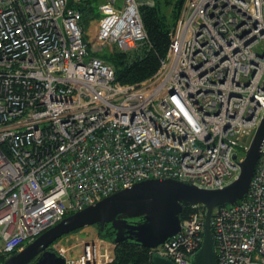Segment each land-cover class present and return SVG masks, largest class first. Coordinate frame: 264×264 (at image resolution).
<instances>
[{"label": "built area", "instance_id": "obj_1", "mask_svg": "<svg viewBox=\"0 0 264 264\" xmlns=\"http://www.w3.org/2000/svg\"><path fill=\"white\" fill-rule=\"evenodd\" d=\"M80 2L0 0V263L135 182L223 188L264 113V0H183L156 71L126 84L99 54L147 43L140 7L154 0L86 1L87 22ZM206 211L189 207L145 264H190ZM210 227L217 264H264V140L247 194L214 207ZM57 241L64 264L114 258L95 228L71 254Z\"/></svg>", "mask_w": 264, "mask_h": 264}, {"label": "water", "instance_id": "obj_2", "mask_svg": "<svg viewBox=\"0 0 264 264\" xmlns=\"http://www.w3.org/2000/svg\"><path fill=\"white\" fill-rule=\"evenodd\" d=\"M263 140L264 113L244 159L239 162L238 177L223 188L204 189L171 178L135 182L65 216L0 264H64V258L50 245L63 235L90 225H97L102 234L112 230L110 239L115 244L155 248L179 231L183 207L197 203L204 204L207 211L201 246L191 255L190 264H217L210 227L212 209L217 205L232 204L247 194ZM151 264L174 263L154 254Z\"/></svg>", "mask_w": 264, "mask_h": 264}, {"label": "trees", "instance_id": "obj_3", "mask_svg": "<svg viewBox=\"0 0 264 264\" xmlns=\"http://www.w3.org/2000/svg\"><path fill=\"white\" fill-rule=\"evenodd\" d=\"M86 1L91 2V0H81L80 2L85 22L89 20L88 11L96 14L93 7L86 6ZM182 3L183 0H177L175 3L176 17ZM160 6V2L155 0L152 6L142 5L140 7L141 19L148 35L147 43L133 51L115 52L110 55L99 54L112 63L117 81L125 84L136 83L152 75L158 68L159 60L164 56L168 47L169 30L173 26L168 24ZM188 211L189 207L184 206L180 218ZM98 233L102 237L111 238L112 230H107L104 234L99 231ZM148 260V248L136 244L119 243L116 244L113 260L106 264H145Z\"/></svg>", "mask_w": 264, "mask_h": 264}, {"label": "rangeland", "instance_id": "obj_4", "mask_svg": "<svg viewBox=\"0 0 264 264\" xmlns=\"http://www.w3.org/2000/svg\"><path fill=\"white\" fill-rule=\"evenodd\" d=\"M158 1L161 4L160 9H161L162 13L166 16V20H167L168 24L170 26H172L173 23L175 22V18H177L176 17L177 8L175 9V3L177 0H158ZM94 24L95 23L90 24V26H89L90 29L93 28ZM103 50H104L102 52L103 55H110V54H113L115 52H124V51L117 50L115 48L110 49L109 47H104ZM133 50L134 49L129 50V51H133ZM137 50L139 51V49H137ZM90 226H93V227L87 226V227H82V229L87 228V229H84L85 231L86 230L88 231L90 228H95V230H98L97 225H90ZM80 229L72 231V232L65 234V235L61 236L60 238H58L57 239L58 241L56 242L57 250H61V248H63L62 251L63 250L65 252L67 251V253H69V254L75 252L76 247L79 245L78 242H80V240L83 238V235L85 234V232H79Z\"/></svg>", "mask_w": 264, "mask_h": 264}, {"label": "crops", "instance_id": "obj_5", "mask_svg": "<svg viewBox=\"0 0 264 264\" xmlns=\"http://www.w3.org/2000/svg\"><path fill=\"white\" fill-rule=\"evenodd\" d=\"M87 227V226H86ZM90 227V226H89ZM82 229V228H81ZM80 229V231L79 232H89V231H93L94 230V228H90L88 231L86 230H84V229H87V228H83L82 230Z\"/></svg>", "mask_w": 264, "mask_h": 264}, {"label": "clouds", "instance_id": "obj_6", "mask_svg": "<svg viewBox=\"0 0 264 264\" xmlns=\"http://www.w3.org/2000/svg\"><path fill=\"white\" fill-rule=\"evenodd\" d=\"M98 228V227H97ZM78 230V229H77ZM98 231H99V229H98Z\"/></svg>", "mask_w": 264, "mask_h": 264}]
</instances>
